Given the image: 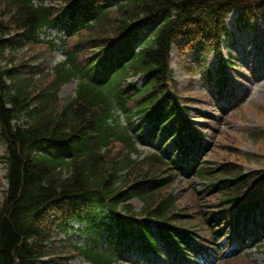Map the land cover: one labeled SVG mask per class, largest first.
<instances>
[{
    "label": "trees",
    "instance_id": "obj_1",
    "mask_svg": "<svg viewBox=\"0 0 264 264\" xmlns=\"http://www.w3.org/2000/svg\"><path fill=\"white\" fill-rule=\"evenodd\" d=\"M42 1L0 0V141L5 145L0 161L7 182L0 200V264H67L72 252L93 264H113V253L143 237L154 244L148 222L139 226L122 217L121 212L133 215L126 201L140 199L146 218L176 217L169 190L174 164L164 157L169 152L133 160L135 134L121 115L129 123L132 115L150 119L153 129L167 122L168 129L185 130L168 91L171 47L176 44L181 54L213 50L218 55L220 37L227 36L226 15L234 8L247 10L248 3L60 0L64 5L57 10ZM63 20L68 36L76 38L69 42L67 59L47 67L39 61L44 51L33 52L44 42L38 31ZM136 72L144 74L139 88L126 81ZM74 76L76 96L60 99L61 86ZM231 171L221 174L234 180L220 183L232 189L236 182V191L263 177L259 171L241 180L240 172ZM196 173L204 178L213 171L201 167ZM221 189L226 201L242 198ZM70 220L87 222L86 245L69 242ZM63 233L65 240L59 238ZM103 234L112 253L94 247Z\"/></svg>",
    "mask_w": 264,
    "mask_h": 264
},
{
    "label": "rangeland",
    "instance_id": "obj_2",
    "mask_svg": "<svg viewBox=\"0 0 264 264\" xmlns=\"http://www.w3.org/2000/svg\"><path fill=\"white\" fill-rule=\"evenodd\" d=\"M245 1L257 5L256 8H250L253 22L246 26L243 25L238 18H241L245 11L240 13V10L231 11L225 19L229 31V36L223 39V57L229 61L225 68L228 76L226 88L228 94L218 99L215 86L205 80L206 71H210L212 76L218 75L219 63L211 52L201 64L200 56L193 54L188 56L185 55L186 53L179 55L177 47L174 46L171 52L170 66L172 77L175 79L176 91L179 94L178 103L187 105L189 119L195 123L196 132L206 141V147H209L205 159L214 168L220 165L221 167L228 166V168L244 174L247 171L245 178L249 180L250 177H253L255 170L264 171V0ZM51 34L59 35L61 33L52 29ZM43 51L46 54L45 45L35 47L33 50L35 54H40ZM63 57L62 50L56 47L49 60V65H53ZM3 64L4 61L0 58V66ZM75 86V80L66 83L60 91V96L62 98L72 96ZM229 93L233 94V98L229 97ZM198 115H202V117H197ZM208 116H211V119ZM152 142L153 140L150 141V143ZM150 143H140L138 145L139 152L133 157L140 159L153 152L158 143L155 142L153 145ZM4 151L5 145L0 142V155ZM4 175L5 167L0 162V200H2V192L6 188ZM209 183V181H199L193 177L188 180L180 177L174 184L177 205L182 209L185 208L184 212L188 218L197 217V211H194L195 206L191 204L193 199L196 201L195 205L203 204L199 208L201 212L207 211L218 200H205L206 196L210 194L207 192L210 188ZM131 203L135 210L140 209L141 202L139 200L133 199ZM193 212L196 214L195 216H192ZM254 224L258 227L259 221L255 220ZM254 224L251 222L246 226L254 232L258 229ZM241 225L239 223L237 226L238 230L241 229ZM232 227L235 231L234 224ZM190 231L197 239L191 237L186 239L191 247L197 249V246H201L199 240L202 232L197 228H191ZM252 232L250 240L242 242L233 236L228 241L229 247L238 252L245 251L247 256H251L249 259L264 263V249L262 246L258 247L259 245L264 246V236H259L258 241H253L251 240ZM83 237L84 235L81 234L77 241L81 243ZM169 250L171 253H168V257L172 264H194L192 255H187L191 254L187 249ZM130 254L132 261L121 260L120 263H141L138 253L130 252ZM164 255L165 253L160 256H149H153V264H166L163 259ZM211 257L213 262H211ZM211 257L203 256L202 264H217L214 256ZM176 261L178 263H175ZM69 264L90 263L82 257H75L70 260ZM220 264H246V262L244 258L240 257L227 263L223 261Z\"/></svg>",
    "mask_w": 264,
    "mask_h": 264
}]
</instances>
